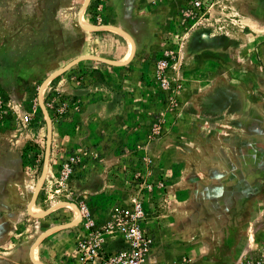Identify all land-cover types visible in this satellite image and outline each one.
<instances>
[{
    "label": "rangeland",
    "instance_id": "374dc122",
    "mask_svg": "<svg viewBox=\"0 0 264 264\" xmlns=\"http://www.w3.org/2000/svg\"><path fill=\"white\" fill-rule=\"evenodd\" d=\"M212 1L0 0V264H76L81 207L132 200L153 264L264 260V0Z\"/></svg>",
    "mask_w": 264,
    "mask_h": 264
},
{
    "label": "built area",
    "instance_id": "2783aa9c",
    "mask_svg": "<svg viewBox=\"0 0 264 264\" xmlns=\"http://www.w3.org/2000/svg\"><path fill=\"white\" fill-rule=\"evenodd\" d=\"M182 1L188 6L189 18L195 23L204 19L214 4L212 0ZM171 60V53L167 50H162L156 60V76L162 82L167 79L166 69ZM81 211L86 218H83V230L74 240L76 264H153L149 261L152 240L145 230L146 217L139 200L113 207L109 216L98 225L88 218L84 206ZM243 264H264V260L249 259Z\"/></svg>",
    "mask_w": 264,
    "mask_h": 264
},
{
    "label": "crops",
    "instance_id": "0c3cea01",
    "mask_svg": "<svg viewBox=\"0 0 264 264\" xmlns=\"http://www.w3.org/2000/svg\"><path fill=\"white\" fill-rule=\"evenodd\" d=\"M217 33L216 30H212L211 28H208V26H201L197 29L194 30L193 34H192V38H198L197 36H201L200 40L198 38L197 43V48L199 49H208V50H224L226 48V44L230 45V39L228 37H224L221 36L219 38H211L213 36H210L211 33ZM207 33V34H206ZM208 37V38H207ZM195 40V39H194ZM229 79L233 78L231 75H227ZM223 77V81H226L228 83V79L226 80V78L224 76ZM217 80V79H216ZM220 81V80H218ZM221 80V82H223ZM228 90L226 87L223 88V90L218 89L215 94L213 95V97L211 96L210 98L212 100H214L217 104L221 105H225L226 107L229 106L231 104V99L229 96V91L228 94L226 93V90ZM232 108L234 105V101H232Z\"/></svg>",
    "mask_w": 264,
    "mask_h": 264
},
{
    "label": "bare ground",
    "instance_id": "6f19581e",
    "mask_svg": "<svg viewBox=\"0 0 264 264\" xmlns=\"http://www.w3.org/2000/svg\"><path fill=\"white\" fill-rule=\"evenodd\" d=\"M149 261H150V259H149Z\"/></svg>",
    "mask_w": 264,
    "mask_h": 264
}]
</instances>
